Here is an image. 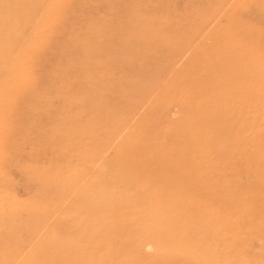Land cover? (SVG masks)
I'll return each instance as SVG.
<instances>
[{
	"label": "rangeland",
	"instance_id": "rangeland-1",
	"mask_svg": "<svg viewBox=\"0 0 264 264\" xmlns=\"http://www.w3.org/2000/svg\"><path fill=\"white\" fill-rule=\"evenodd\" d=\"M218 61L258 64L242 79L246 94L224 89L240 81ZM198 105L230 118L199 130L225 134L222 163L192 158L233 204L229 225L210 229L202 214L188 240L166 195L155 212L169 224L127 234L128 196L145 188L123 158L137 164L146 148L166 160L142 144L144 131H175ZM167 134L166 148L184 152L182 135ZM150 196L136 213L155 206ZM242 223L252 231L233 229ZM191 250L264 264V0H0V264H196Z\"/></svg>",
	"mask_w": 264,
	"mask_h": 264
},
{
	"label": "bare ground",
	"instance_id": "bare-ground-1",
	"mask_svg": "<svg viewBox=\"0 0 264 264\" xmlns=\"http://www.w3.org/2000/svg\"><path fill=\"white\" fill-rule=\"evenodd\" d=\"M223 56H228V57H223ZM220 57L226 59L227 64L231 65L230 63L231 58L229 57V54L221 55L219 56V58ZM238 57L239 56H235V59H237ZM218 63H220V65L225 66L224 69H221L222 74L223 72L227 74L226 71H234L233 69H235L236 74L234 75L235 76L234 79L240 81L239 85H235L236 86V88L234 87L235 89L231 88L232 86L231 87L229 86L230 88L224 87V89L226 88L228 89V91L233 92L238 96L240 95L239 98L243 96V92L246 94L247 91L245 90L239 91L241 90L242 86L243 88H245L246 86L242 83V79L247 78L248 76L251 77L250 73H253L255 66H257L258 64L246 65L245 62H243L241 63V65L235 66V68H233L232 66H228L227 68L226 64L221 63L219 61ZM198 78L204 79L203 77L200 76H198ZM218 78H219V73H217L214 76V79H218ZM212 80L213 77H206L204 79L205 84L212 83ZM236 83L238 84V82ZM214 91L218 92L217 94H215V97L221 93V91L217 90L216 88ZM223 94L225 95L229 93L223 92ZM257 104L259 105L258 102ZM201 110L205 111L207 113V116L205 114L200 115ZM257 110L259 109L257 108ZM212 115H215V111H213V109L206 111L203 107L198 105L197 113L189 117V123L186 125L182 122H177L175 124V129H174L175 131H164V130L152 131L153 133L154 132H158V133L155 136H150V134H148V136L150 137L147 136V132H151V131H144L145 136L142 138L143 140L142 144L147 145V143H149L148 149L151 148L152 145H155L156 147H161L164 151L170 152L171 154L166 160L160 154H155L153 157L151 153V149L150 150L147 149L148 151L146 153V148L142 151L141 149L138 151L137 164H134L133 162L134 159L133 155H127L123 158V162H125L128 165V170H129L128 173L134 175V171H135L137 179H140L141 181L138 182L137 185L138 192L139 189H141L142 187L145 188L144 191L145 193L148 190L151 191L150 202L153 203V205H155L152 209H149L147 211L145 210V212L136 213L137 208H133V206L136 204V202L138 203L139 200L143 199L145 193L144 195L142 193V196H139L137 193L134 192L130 193L132 194V196L129 194L130 196H128V200L130 201L128 202L130 204L131 210H129L126 207L124 210L125 212L122 211L123 215L125 214V215L133 216L124 225V228L127 229V234L133 233L134 229L136 230L137 228L136 225L140 227L146 226V228L149 227L151 230L161 231L162 230L161 223H164V221L158 219L157 217L158 213L155 211L158 202L160 203L161 201H164L167 197L166 195H168L167 210L170 212L171 217L174 219L173 221L179 222L178 224H176L178 227L179 224H181V221H184L186 223L185 226L186 232L190 234L188 235L185 233V235L188 237L187 238L188 240H191L190 236L193 234V232L190 233L188 231L194 229L193 228L194 224L195 222H197L196 219L201 217L202 214H206L205 217L208 220V221L205 220L206 222H208L207 224H205L206 227H209L211 229V227L213 226L221 225L220 226L221 229L227 228L229 223L224 221L223 215L228 209H230L229 206L231 208L234 207L233 204L228 203L226 200H223L220 195H217L218 189L216 187H212L211 191L209 190V187L210 185H212L211 183L213 181L211 174H209L208 169L206 168V166H200L192 162L193 157L198 155H204L207 152H210L208 156L218 155L219 156L218 162H221L223 160L221 156V152H223L224 149L223 147H225L224 144L227 142V138L225 134L221 136V133L220 135H214L213 132L212 133L207 132V135H203V134L201 135V131H199L200 129L205 127H209L210 129L220 127L224 117L211 118L210 116ZM227 119L230 118L225 117L224 122H227ZM165 132L174 133L177 135L179 133L180 135H182V136L179 135L177 136V140H179L177 142L180 143L179 145L180 147H182L184 152L174 153L171 152L170 149L166 148L167 146H169L166 143H168V140L171 139V136H168V134L167 136H164ZM155 151H157V149ZM224 159H226V157ZM218 166L219 169L221 170L222 165L218 164ZM218 166L216 165V167ZM112 190H113L112 193L117 191V189L116 188L114 189L113 187ZM176 193L181 195H177ZM173 196L176 198H172ZM215 202L217 203V207L212 206V204H214ZM234 202L236 206H242V202L240 199L235 200ZM210 212L217 214H211ZM136 215L140 217L137 218L135 217ZM178 219H180V221ZM164 224L168 225L169 223L166 222ZM244 224L245 223L237 224L233 227V229L245 228V230L247 231H252L253 227H247ZM231 229L232 227L228 228V230ZM224 237L225 236H223L222 232L216 233V238H218V241L224 240L227 242L228 241L226 240L227 237L225 238ZM228 238H231V236ZM126 241L127 240L121 241L120 245L125 246ZM230 241L231 239L228 242L230 243ZM233 244L235 245L236 243L234 242ZM57 248L58 247H55L54 249ZM71 248L67 250L65 254L69 253L72 250ZM198 248L199 247H197L195 250H197ZM199 251L201 252L203 251V249L199 248ZM216 251L207 252L204 255H202L200 252L193 251L195 254L194 259L196 264H222V261L214 257V253L216 255L218 253ZM43 262H46V259ZM65 263L68 262L65 261Z\"/></svg>",
	"mask_w": 264,
	"mask_h": 264
}]
</instances>
